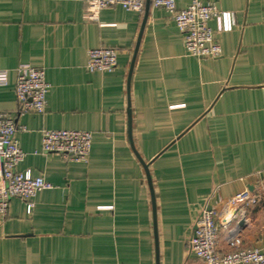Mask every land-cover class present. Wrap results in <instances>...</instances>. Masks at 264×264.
<instances>
[{
	"label": "crops",
	"instance_id": "1",
	"mask_svg": "<svg viewBox=\"0 0 264 264\" xmlns=\"http://www.w3.org/2000/svg\"><path fill=\"white\" fill-rule=\"evenodd\" d=\"M89 1L0 0V111L19 127L18 170L53 184L30 210L12 198L0 264H202L189 246L197 218L216 210L227 250L228 200L246 189L260 200L235 232L264 247V0H200L235 15L215 33L216 58L187 54L169 11L150 0L142 12L103 8L98 21L85 17ZM102 46L118 52L113 71L87 66ZM21 63L45 68L44 113L18 112ZM46 128L91 131L89 160L45 153Z\"/></svg>",
	"mask_w": 264,
	"mask_h": 264
},
{
	"label": "built area",
	"instance_id": "2",
	"mask_svg": "<svg viewBox=\"0 0 264 264\" xmlns=\"http://www.w3.org/2000/svg\"><path fill=\"white\" fill-rule=\"evenodd\" d=\"M147 0H90L87 5L86 19L99 20L103 8L121 5L127 10L142 12ZM153 7H163L169 11L179 30L185 37L187 54L198 57H219L222 47L215 37L217 31L231 30L235 15L220 10L216 3L192 0L184 8L177 6L176 0H150ZM216 19L218 28L210 26ZM118 65V52L113 47H98L89 51L88 68L92 71H113ZM8 81L7 70L0 69V85ZM50 84L45 68L30 63L17 67L16 96L18 112L44 113ZM19 127L11 112L0 111V223L9 214L12 198L23 199L29 210L33 207L32 198L53 184L42 176H33L30 171L18 170L25 152L19 146L16 133ZM93 133L79 129H42L43 151L56 153L69 162H87L90 158ZM259 195L246 189L229 198L234 207L233 217L236 225L229 229L226 238L228 249L219 247L221 224L216 219V210L204 208L195 222L189 239L192 253L202 260V264H264V247H244L242 237L235 231L238 222L245 220L246 208L256 204Z\"/></svg>",
	"mask_w": 264,
	"mask_h": 264
},
{
	"label": "water",
	"instance_id": "3",
	"mask_svg": "<svg viewBox=\"0 0 264 264\" xmlns=\"http://www.w3.org/2000/svg\"><path fill=\"white\" fill-rule=\"evenodd\" d=\"M148 1H149V0H147L146 7H148ZM146 170H147V168H146ZM147 173H148V176H149V172H148V170H147ZM149 178H150V176H149ZM238 225H239V226H244V220H240V221L238 222Z\"/></svg>",
	"mask_w": 264,
	"mask_h": 264
}]
</instances>
